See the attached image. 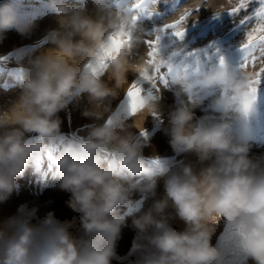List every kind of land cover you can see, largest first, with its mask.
I'll return each mask as SVG.
<instances>
[{"label": "clouds", "instance_id": "obj_1", "mask_svg": "<svg viewBox=\"0 0 264 264\" xmlns=\"http://www.w3.org/2000/svg\"><path fill=\"white\" fill-rule=\"evenodd\" d=\"M90 2L94 15L68 0H49V11L59 24L46 37L54 47L29 61L18 99L0 112V202L18 189L17 180L33 157L51 154L62 136L57 114L83 94L92 105L84 115L100 123L89 125L86 137L64 143L51 161L59 187L71 193L68 207L80 214L82 228L91 238L78 242L52 213L33 225L34 213L29 212L0 227V264H111L126 225V216L118 210L132 206L137 193L142 200L156 194L160 158L143 155L147 140L143 122L150 116L157 126L163 123L162 87L176 98L164 128L173 151L211 163L199 171L184 164L178 171L159 172L164 197L132 219L155 249L143 264H227L219 240L212 243L221 223L247 257L264 264V170L257 172L258 165L248 157L250 146L233 135L230 118L197 119L194 113L202 102L199 93L218 90L216 111L238 121L250 120L255 74L242 70L237 76L223 59L207 70L173 69L158 44L146 43L131 9L116 10L110 0ZM13 28L23 35L30 25L4 6L0 33ZM134 82L154 91L138 92L134 110L131 100H123L124 106L114 111L110 100L120 93L125 99ZM125 116L133 122L129 124ZM169 206L186 225L184 231L174 230L162 218ZM149 229H154L151 235ZM142 247L134 239L130 252Z\"/></svg>", "mask_w": 264, "mask_h": 264}, {"label": "rangeland", "instance_id": "obj_2", "mask_svg": "<svg viewBox=\"0 0 264 264\" xmlns=\"http://www.w3.org/2000/svg\"><path fill=\"white\" fill-rule=\"evenodd\" d=\"M21 1L0 0V9L8 6L15 18L22 23L27 11H24ZM198 2L197 4L196 0H144V10L139 13L137 21L140 29H142L144 39L160 37L158 45L160 53L173 69L207 70L217 66L220 60L223 59L230 72L239 76L242 71L241 65L244 62L241 45L246 39L247 31V25L240 23L243 13L239 16L231 15L227 11L230 7L229 0H198ZM110 3L116 10H133L132 5L136 3V0H110ZM186 10H190L191 15L187 17L183 24L182 38L176 37L171 29L164 30L166 25L174 22ZM51 30L54 29L44 30L39 38L32 37L22 40L19 32L13 28L7 31H10L11 35L13 33V37H16L9 38L8 36L2 39L3 41L0 40V87L7 91L6 95L0 92V112L8 111L18 99L23 74L30 67L29 61L36 57L31 58L29 49L34 50L35 48L37 50L36 48L41 45L43 47L45 44L52 46L46 39ZM46 45L45 47H48ZM144 47L142 44L139 51L143 52ZM15 57H22L23 64L17 62ZM258 67L259 63L257 64ZM256 70L252 66L243 69L245 72L253 73ZM128 79H133L132 73L128 74ZM144 88L146 91H154L148 85H144ZM167 93L173 94L169 90H167ZM218 94V90L215 93H199L198 98L202 102L194 110L195 117L197 119L204 116L230 118L233 123L232 132L237 139L248 143L251 150H253L252 147L255 148V145L264 148V78L256 87L253 113L248 121L223 117L221 112L216 111L213 101ZM123 100V93H120L116 98L110 100V107L114 111H118L124 106L122 104ZM175 100L171 104H167V108H161L163 121L161 125L157 126L152 118L149 124L143 125L147 132V140L144 142L143 147L144 157L149 160L154 157L160 158L159 169L156 170L158 186L152 199L164 197L163 177L159 175V172L168 169L174 171L182 159L179 153L173 151L169 143L170 137L164 131L168 124L169 113L176 107ZM91 108L92 105L88 102L86 96L82 94L79 101H73L57 114L61 121V138L52 147L50 155L42 154L33 157L29 161L27 167L30 170L28 168L27 188H24L26 194L22 193L20 183L17 181L19 187L7 199L9 203L7 200L0 202V227H4L9 218L17 217L18 214H20L19 216L25 215L29 212L34 213L30 217V221H33L31 223L38 225L49 213H52L58 222L68 227L69 233L78 242L91 238L82 228L80 214L73 212L68 207L67 202L71 199V193L59 187L55 166L51 161V157L58 154L64 143L68 140H78L81 137H86L89 125L100 123L94 117L84 115L85 110ZM125 119L129 124L133 122L131 117L125 116ZM129 130L132 132L137 131L135 128ZM253 154L255 155L256 152L253 151ZM256 160H260V158L258 157ZM209 163L211 161L203 162L204 167L208 166ZM260 165L261 163L258 164L257 172L262 171ZM133 201L135 203L132 206L118 210L126 216V225L121 229L116 242L117 256L112 259L111 264H143L144 259L155 251L148 244L146 237L141 236L132 225L133 217L142 213L141 208L144 200L137 193L133 196ZM21 206H24L22 211ZM162 218L169 227L178 232L184 231L186 228L184 222L176 216L173 207L167 208ZM153 232L154 229H149L147 235H151ZM134 239L138 240L143 247L139 251L131 253ZM218 240L226 252L227 264H255L240 248L231 230L226 231L224 223L217 226L212 236L213 244H217Z\"/></svg>", "mask_w": 264, "mask_h": 264}, {"label": "bare ground", "instance_id": "obj_3", "mask_svg": "<svg viewBox=\"0 0 264 264\" xmlns=\"http://www.w3.org/2000/svg\"><path fill=\"white\" fill-rule=\"evenodd\" d=\"M68 2L69 3H74L78 7H81L89 15H94L95 14V10H94L93 5L90 2V0H68ZM48 3H49V0H22L21 1L22 6L24 7L23 8L24 11L25 12L27 11V14H26L22 24L30 25V30L26 34L22 35L19 32L22 40H24L26 38L27 39L28 38H32V37L33 38H39L41 36L42 32L44 30H47V29H51V28L52 29H58V27H59L58 18H57V16L55 14H53L52 12L49 11ZM156 4H159V3H156ZM10 35H11L10 31H4L3 33H0V40L3 41L2 39L7 38L8 36H9V38L16 37V36L13 37V33H12L11 36ZM45 45L43 47H42V45L41 46L39 45L40 47L36 48L37 50H35V48H34V50L33 49L32 50L29 49V51L31 52V58L41 55L42 53H44L46 50L50 49L51 47L53 48V45L52 46L46 45L48 47H45ZM15 58H16L15 60H17V62H21L23 64L24 60H23L22 57L21 58L20 57H15ZM0 92H2V94H4V95H6L5 93H7V91L4 90L2 87H0ZM161 92H162L161 108H167L166 105L167 104H171L176 98L174 97L173 94H168L166 88L162 87L161 88ZM151 118L152 117H150V116L147 117L145 119V121L143 122V125L149 124ZM252 148H253V150L250 149L251 151L248 153L249 159L251 161H253L254 163H256L257 165L261 163V165H260L261 169L264 170V148H260L257 145H255V148L254 147H252ZM253 151H255L256 152L255 155H258V156H255L253 154ZM179 156L182 159H181L180 164L177 165V167H176V169L174 171H178L179 168L182 165H184V164H191L193 166L194 170H196V171L204 167L203 163H201V162L199 164L197 163L198 162V158L196 157L195 154H192V153H179ZM258 157L260 158V160H256V158H258ZM28 168L29 167H26V169H25V171L23 173V176H21L17 180L20 183V187L22 189V193L23 194L26 192V191H24V188H27V182H28V177L27 176H28V173H29V170H30V168H29V170H28ZM159 199H162V197L149 199V200H144L142 208H141V212L147 211L152 206V204L155 202V200H159ZM7 202H8V200H7ZM2 205H3V203H2ZM169 208H172V207L169 206L168 209ZM19 215L20 214H18V216ZM31 224H33V223H31Z\"/></svg>", "mask_w": 264, "mask_h": 264}, {"label": "snow or ice", "instance_id": "obj_4", "mask_svg": "<svg viewBox=\"0 0 264 264\" xmlns=\"http://www.w3.org/2000/svg\"><path fill=\"white\" fill-rule=\"evenodd\" d=\"M230 7L227 11L233 16H239L243 13L240 23L247 25L246 39L241 45V50L244 53V62L241 65L242 70L249 66L256 68L254 72L258 85L262 78H264V0H229ZM144 10V0H136L133 13L139 19V13ZM151 14V13H149ZM219 14V13H218ZM191 15L190 10H186L174 22L165 26V31L168 29L173 30V34L178 37H183V24L187 17ZM254 25V26H253ZM251 26V27H250ZM160 37L146 40L147 44H158ZM259 67L257 68V64ZM145 90L140 82H134L129 94L124 99V103L131 100L133 110L135 105V97L138 92ZM147 133H145V136Z\"/></svg>", "mask_w": 264, "mask_h": 264}]
</instances>
